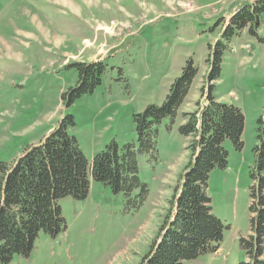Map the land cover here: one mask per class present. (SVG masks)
I'll return each instance as SVG.
<instances>
[{
    "label": "rangeland",
    "instance_id": "obj_1",
    "mask_svg": "<svg viewBox=\"0 0 264 264\" xmlns=\"http://www.w3.org/2000/svg\"><path fill=\"white\" fill-rule=\"evenodd\" d=\"M251 1L0 0V161L11 162L67 114L75 123L68 132L89 162L111 140L134 142L133 114L163 101L188 57L197 68L173 121L166 117L155 125L156 158L138 155V174L148 188L144 202L127 209L122 193L88 174L84 199H58L66 229L54 238L41 231L28 257L14 255L7 264H139L189 159L179 126L183 113L203 104L208 53L229 16ZM102 54L100 84L67 106L61 95L76 84L73 63L101 60ZM211 83L218 101L242 111L243 146L237 150L226 141L227 165L208 177L212 213L224 225L217 251L183 264L245 258L238 239L250 233L249 190L257 185L251 171L264 106V12L256 34L246 28L227 42L220 76ZM258 173L264 176V164Z\"/></svg>",
    "mask_w": 264,
    "mask_h": 264
},
{
    "label": "trees",
    "instance_id": "obj_2",
    "mask_svg": "<svg viewBox=\"0 0 264 264\" xmlns=\"http://www.w3.org/2000/svg\"><path fill=\"white\" fill-rule=\"evenodd\" d=\"M263 12L264 0L241 5L224 23L220 37L208 53L203 104L197 103L194 111L183 113L184 121L179 126L180 133L188 138L189 159L139 264H183L201 254L216 252L219 247L224 225L212 213L208 177L213 168L227 165L226 141L234 149L242 148L244 115L236 105L218 101L211 82L220 76L227 42L246 28L256 34ZM73 66L77 71L76 84L61 95L67 106L83 93L93 91L106 71L102 59L74 62ZM196 74L192 57H188L163 101L158 105L147 104L141 112L133 114L135 141L120 146L111 140L90 162L76 137L68 132L75 124L71 114L62 117L38 143L27 145L11 162L0 161V264L9 263L14 255L28 257L41 231L54 238L66 229L58 199L64 196L84 199L90 184L88 174L113 193H122L127 209H137L148 193L138 174V155L156 158L155 125L166 117L173 121ZM257 122L256 173L251 171L257 185L249 190L250 233L238 239L245 255L239 264H264V176L258 173L264 164V106Z\"/></svg>",
    "mask_w": 264,
    "mask_h": 264
},
{
    "label": "crops",
    "instance_id": "obj_3",
    "mask_svg": "<svg viewBox=\"0 0 264 264\" xmlns=\"http://www.w3.org/2000/svg\"><path fill=\"white\" fill-rule=\"evenodd\" d=\"M103 56H104V54H102L98 59H102L103 58Z\"/></svg>",
    "mask_w": 264,
    "mask_h": 264
}]
</instances>
